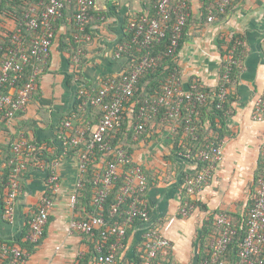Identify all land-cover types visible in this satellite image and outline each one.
Returning <instances> with one entry per match:
<instances>
[{
	"label": "crops",
	"instance_id": "1",
	"mask_svg": "<svg viewBox=\"0 0 264 264\" xmlns=\"http://www.w3.org/2000/svg\"><path fill=\"white\" fill-rule=\"evenodd\" d=\"M66 2L69 10L54 23L47 65L25 112L13 120L0 118V161L11 137L29 140L33 149L39 147L53 158L50 163L30 165L19 175L20 192L11 220L5 218L0 204V242L18 247L16 243H29L30 219L46 197L51 200L42 236L31 252L19 247L26 254L19 264H81L83 258L84 264H98L95 234L84 235L74 227L92 218V202L91 195L86 200L77 198L81 178L79 161L84 152L66 141L73 131L62 136L63 123L68 119L66 123L78 127L77 130L82 126L95 129L100 119L98 108H80V116L75 113L79 89L87 93L88 89H99L104 80L119 77L131 67L132 59L126 49L129 46L124 42L129 33L128 22L138 15L146 16L153 7V0H94L86 23L89 39L81 45L75 43L82 56L77 74L74 71L79 62L75 64L74 46L70 44L74 36L70 10L75 9L76 0ZM205 2L187 1L185 28L176 55L177 80L185 91L193 86L208 93L217 91L228 56L227 46L222 42L239 38L226 99L228 110L221 121L212 118V114H200L196 121L198 142H194L198 136L187 128L177 133L180 122L165 119L151 122L142 140L138 139L139 135L131 138L128 134L120 135L118 142L129 148L133 162L147 176L143 202L148 220L117 248L115 264L126 262L135 250L145 246L144 234L149 228L170 242L175 264H198L205 222L210 217L230 215L234 216L235 224L237 216L245 213L249 199L256 192L257 180L264 172V118L260 122L253 119L254 102L264 93V0H233L226 14L212 16V21H208L209 12L206 14L212 3ZM179 9L176 2L170 6L174 14ZM32 35L27 34L26 43H30ZM217 138L222 147L220 162L200 192L187 196L183 192V180L194 176L198 168L191 147L196 152L202 142ZM104 162V158L95 162L99 173ZM52 166L58 177L56 190L48 178ZM187 205L192 210L183 217L179 211ZM215 239L211 238L209 246ZM114 240L111 237L103 241L101 249L107 252Z\"/></svg>",
	"mask_w": 264,
	"mask_h": 264
},
{
	"label": "built area",
	"instance_id": "2",
	"mask_svg": "<svg viewBox=\"0 0 264 264\" xmlns=\"http://www.w3.org/2000/svg\"><path fill=\"white\" fill-rule=\"evenodd\" d=\"M188 0H157L155 9V17L148 19L143 16L138 24L131 23L130 29H135L134 39H141L140 46L149 49L151 45L160 43L166 35L168 24L171 19L170 6L176 2L183 11L187 8ZM233 0H218L217 11L220 14L225 13L227 7ZM77 10L74 16L75 27L79 33L83 32L89 18V10L94 5V0H77ZM63 0H41L39 9H32L30 14L25 15L28 21L27 31L32 35L29 44H25L18 36L14 37L15 45L8 50L4 59L0 63V114L4 119L12 120L18 114L25 112L28 101L35 90L38 75L43 73L50 55L52 41L54 38V23L62 16ZM213 17L209 16L208 21H212ZM186 23L185 11L180 12L172 27V39L167 51V55H173L177 48L179 39L181 38L183 28ZM264 53V47H263ZM234 49L227 56V60L223 65L221 80L217 91L206 93L201 91L197 86H193L190 90H183L178 80L173 76L163 88V93L157 98L154 105L149 106L146 102L139 108L138 117H150L156 112L158 106L168 108L166 114L169 118H177L180 115L181 108L186 106L187 129L193 133L195 119L199 116V107L203 106L208 98L216 100V109H221L228 96V87L231 83V71L236 65L234 57ZM74 62H78V58L74 57ZM156 59L151 57L147 51L146 55L134 66L131 72L124 76L120 82L113 79L108 82L96 94L91 95L81 90L79 94L87 97V104L95 107H101L103 117L96 125L92 132V142L87 146V151L91 152L97 144L100 151L110 152L111 147L103 143L104 135L114 127L120 125L123 103L129 99L135 87L138 78L150 69L156 66ZM26 68L30 69L23 87L17 91L14 97L3 93V87L13 85L16 81L22 79ZM112 93L110 101H106L109 94ZM264 118V93L254 102L253 119L255 121H263ZM143 123L135 126L136 133L143 130ZM65 128L70 129L69 123H65ZM86 130H76L74 136L68 141L73 147L79 146L82 142ZM66 139V138H65ZM67 141V139H66ZM34 149L25 141L20 140L13 146L15 155L14 168L11 173V181L7 187V194L4 206V215L8 220L12 219L13 206L20 192L18 183V175L25 169L26 162L24 157H28ZM113 152V151H112ZM116 156L112 162H109L104 170L101 178V189L97 192L94 205L98 209H102V205L112 187L113 182L119 176V169L129 164L130 158L122 151H116ZM195 155V154H193ZM192 155V156H193ZM191 156V155H190ZM197 161L203 164L202 169L194 176L185 178V192L187 196H194L203 188V185L210 177L212 171L222 158V147L208 143L203 150H199L195 155ZM86 153H82L79 161L80 172L82 173L86 164ZM49 182L53 185V189H57L58 177L55 174L54 167H51L49 173ZM147 188V180L139 166L130 169L125 176V184L117 197L116 204L111 208V215L118 213V209L125 203H128L127 216L123 226H109L103 217H92L86 221L78 222L74 225L75 229L84 234L92 236L96 232L100 234L103 241H107L111 237L114 238L113 244L105 255L102 254L101 247H98L97 262L98 264H115V251L121 247L125 237V226L139 218L143 223L148 220V210L146 204L141 200L140 196L144 194ZM131 199L130 201H127ZM252 208L246 222L245 236L241 240L238 249V257L240 264H263L264 263V172L257 180V189L251 198ZM51 208V200L45 199L38 213L30 220V232L27 240L31 244H37L42 236L44 227L48 221V213ZM192 210V206L183 207L179 213L186 217ZM217 225L222 229L221 235L211 243L212 256L205 259L201 264H219V258L226 250L231 242L235 231L228 216L221 215L217 219ZM144 243L146 249V259L144 264H154L157 258H165L170 254L171 244L155 229H147L144 234ZM26 254L19 247H8L0 245V264H19L24 260ZM3 260H6L3 263Z\"/></svg>",
	"mask_w": 264,
	"mask_h": 264
},
{
	"label": "trees",
	"instance_id": "3",
	"mask_svg": "<svg viewBox=\"0 0 264 264\" xmlns=\"http://www.w3.org/2000/svg\"><path fill=\"white\" fill-rule=\"evenodd\" d=\"M40 1L41 0H0V63L4 59V56L8 52V50L15 45L14 37L18 36L23 42H25V44H29V43H26V41L29 40V39H27V37H28L27 34H29V32L27 31L28 21L25 19V15L28 13L30 14L32 9L38 10ZM66 1L67 0H63L64 7L62 10V16L58 20L62 19L64 16V13L66 14V12H68V10H69L66 8V5H67ZM217 1L218 0H206L205 4H208L210 2L212 3V6H210V8H208V10L206 11V14L208 12H209L208 15H210V16H215V15L216 16H224L226 14V12L230 8V6L227 7L225 13L220 14L217 11V5H216ZM76 2H77V0H76ZM156 2H157V0H153V4H152L153 7L151 6L152 10L146 15V17H148V19H152L155 17L154 7L156 5ZM72 5L73 4H71V6ZM76 10H77V5H75V9L70 10L73 13L72 22H73V29H74V31H73L74 36H72L70 38V44L72 46H74V49H73L74 50V57H77L78 62H79V64L76 65L74 73L77 72V74H79V66L81 64L80 62L82 61V56H81V53L78 52V46L75 43H79L80 45L84 44L89 39V32H88L87 25L85 26V29L83 32L79 33L77 31V29L75 27V21H74V16H75ZM91 11H92V8L89 10V14L91 13ZM170 12H171V19H170V22L168 24V29L166 30L165 38L160 43L151 45L149 49H144L143 47L140 46L141 39H138V40L136 39L135 41H133L135 29H130L131 23L138 24L140 22V18L145 16V15H143V16L138 15L133 20H130L128 22L129 33L126 35L124 42L129 46L126 49H128L127 52L131 56V59H132V63L130 64L131 67L136 65L146 55L147 51L149 52L151 57L156 59L157 64L153 69L148 70L147 72H145L143 75H141L138 78V80L135 84L132 96L123 103L120 125L118 127H114L113 129L109 130L104 135L105 138H103V140H102L103 143L108 144V146L111 147L113 152L112 151H110V152L100 151L97 144L94 146V148L92 149L91 152L87 151V146L92 142L93 136H92L91 128L93 126L89 127V128H87L86 126L80 127V128H82L81 130H84V129L86 130V134H85L82 142L79 144V146H77V148L82 149L83 152L86 153V159L87 160H86L85 168H84L83 172L81 173L80 187L78 189L77 198L79 197V199H80V198L84 197V199L86 200V198L89 195H91L90 201L92 202V209H91L92 217H98V216L103 217L109 226L115 225V224L119 225V226L124 225V222H125V219L127 216L128 203L129 202L123 204L118 209V213L115 215H111L110 211H111L112 206L114 204H116L117 197L120 194V191L125 184V176L127 175L128 171L130 169H132L133 167L138 166L135 162H133L129 148H127L126 145L118 142V138L120 137V135H122V133L128 134V136L130 138L133 136L138 137V135H139L138 139L142 140L143 138H145L146 131L149 130L148 126L150 125V123L151 122L156 123L161 119L162 120L165 119L167 121H178V123L180 122L179 123L180 126L179 127L177 126V133L182 132L183 129L185 130L187 127V125H186V120H187L186 106H183L181 108L180 115L177 118H169L166 114L168 108L163 106V105L158 106L156 109V112L153 114L150 111H148L150 113V117L148 119L138 117L139 108L145 102L149 106L154 105V103L157 101V98L162 95L163 88L167 84V82L170 80V78L174 76L177 79L176 55H177V52L180 48L183 32H182L181 38L179 39L178 48H177L176 52L173 55L169 56V55H167V51H168V48L170 46L171 39H172V27H173L175 21L177 20V16L180 14V12H184V11H183V9H179V10H177V12H175V14L172 13L171 10H170ZM11 26H12V28H11ZM237 40H240V39L237 37H233L230 40V42L229 41L227 43L224 41L222 42L224 46H227V49L225 51L227 55L233 49L235 52L237 42H238ZM234 57H235V55H234ZM77 63H75V64H77ZM131 67H129L128 70L123 75H121L119 77L109 78V79L104 80V82L102 83V86L99 89H93V90L88 89V92L91 95L96 94L100 89H102L108 82H110L113 79L120 82V80L124 76L128 75L131 72ZM234 68H235V66L232 68V71H231V76H230L231 81L233 79ZM29 73H30V69L26 68L24 71V74L22 76V79L16 81L11 86L6 84L3 87V93L6 95H10V96L15 98V96L17 95V91L20 90L23 87L24 83L26 82ZM42 74L43 73H41L37 77L35 90L33 91L32 96L38 88L39 79H40V76ZM81 90H82V88L79 89V92ZM200 90L204 91L202 89H200ZM206 93H208V92H206ZM32 96H31V98H32ZM78 97H79V99L76 103V108H77L76 110L77 111L75 113H76V115L80 116V115H82V113H81V111H79V109L83 108V110H87V107H89L91 105L86 103L87 102L86 96H83V95L81 96L79 94ZM111 97H112V93L109 94L106 101L107 102L110 101ZM31 98L29 99V101L31 100ZM29 101H28V103H29ZM96 108H98L99 112H100V116H99V118H100L99 122H100V120L103 117V112H102L101 107H96ZM227 110H228V106H227L226 101L224 102L223 107L221 109H216V100L208 98L207 102L203 106L199 107L198 118L200 117V114L202 112H205V113L212 114V118H216V119H219L221 121L222 119L225 118V114H226ZM18 115H21V114H18ZM1 117L3 118L2 114H0V118ZM16 117H14V119ZM4 121H8V120L4 119ZM66 121H68V119L65 120L63 123L64 128H62V136H66L67 131L68 132L73 131L75 133V131L78 128V127L74 128L76 126H71L70 129H65ZM196 121H197V119H195V123L193 125L194 126L193 133L196 135V137L198 136L197 137L198 139H195L196 141H194V142H198V140L200 141V135L197 132ZM139 123H143L144 125H143V130L138 134L135 131V126ZM173 124L174 123H172V125ZM132 127H133V129H132ZM73 136H74V134H73ZM73 136L72 135L66 136L67 142ZM20 140L25 141L28 145H33L32 144L33 142H31L29 140L26 141L23 138H20L17 140V138L15 139L14 137H11V139L7 142L6 146L4 147V154L2 156V160L0 161V204H2L3 211H4V206H5L7 187H8L9 182L11 181V173H12V170L14 168V163H15L14 162L15 155L13 153V146L16 142H18ZM209 142H212L214 145H218L220 142V138H217L214 141L202 142L199 150H203L205 148V145L208 144ZM119 150L124 152L126 154V156L130 158V162H129V164L124 165L122 167V174L120 176H118L117 179L113 182L112 187L109 190V193L105 199V202L102 205V209H98L94 205V199H95L97 192L102 187V184H101L102 175L104 173V170L106 169L107 164L109 162H112L113 159L115 158V156H116L115 152L119 151ZM191 151H194L195 155L198 152V151L195 152V149L193 147H191ZM173 154L177 155V152L173 151ZM195 155L192 156L193 157L192 159H195L197 161V159L195 158ZM102 158L105 159V162L103 163L104 166L100 170V173H99V168L96 167L97 164L95 162L100 161V159H102ZM52 159L53 158L49 157V155L47 154V152L45 150H42L39 147L34 148V150L31 152V154L28 157L23 158V160L26 162L25 169L28 166H30L32 164L34 165V163H37V162L50 163V162H52ZM197 162H198V168L196 170V173H198L203 167L202 163H200L199 161H197ZM143 173H144V171H143ZM19 175H18V177H19ZM97 175L100 177V179L99 178L97 179ZM144 175H145V173H144ZM145 177L147 178L146 175H145ZM185 178L183 180L184 184H185V182H184ZM96 180H97V182H96ZM95 191H96V194H94ZM183 192L186 193L185 187H184ZM254 194L255 193H253L252 197L254 196ZM143 197H144V194H142L140 196L142 201H144ZM46 199H50L49 196L46 197ZM250 199L248 202L247 209H246L245 213L243 214V216L242 217H239V215L237 216L238 220L235 223L236 225L234 224V218H233L234 216L231 217L230 215H228V217L231 221V224L233 226V229L235 231V235L232 237L231 242L228 244L224 253L220 256V258L218 260L219 264H237L239 262V257H238L239 244L245 236L246 222H247V218L249 215V211L252 208V201ZM130 200L131 199H128L127 201H130ZM32 219H33V217L30 220H32ZM88 219H86V220H88ZM142 224H145V223H143L139 218H134L131 223L126 225V233H125V239L123 241V244L126 243V240L129 238L131 232L133 230H136L139 227V225H142ZM29 231H30V228H29ZM221 231H222V229L219 228L217 225V218L210 217L205 222L204 227H203V231H202V235H201L202 252L200 253L198 264H201L205 259H209L212 256V248H211V246H209L210 240L213 237L218 238L221 235ZM94 240H95V247L97 246L96 247V249H97L103 243V240L101 239L100 234L98 232L95 233ZM10 244L11 243L3 244L0 242V245H6L10 248L15 247V245H10ZM16 244L19 245L18 247L21 246L22 248L27 250V252H31L33 249V246L36 245V244H31L30 242L25 243V244H23V243H16ZM106 253L107 252L105 250H102L103 255H105ZM95 256L97 259L98 254L96 253ZM84 259L85 258L81 259V264H84V262H85ZM145 259H146V249H145V246H142L139 251L135 250L133 252V255L131 258H129L128 260H126V262L121 263V264H144ZM5 262H6V260H3V263H5ZM154 264H175V262L172 260V257L169 254L165 258H160V257L157 258L154 261Z\"/></svg>",
	"mask_w": 264,
	"mask_h": 264
}]
</instances>
